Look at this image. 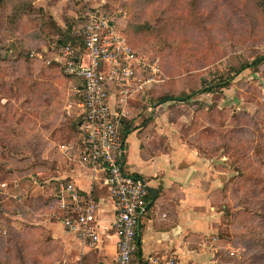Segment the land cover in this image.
Listing matches in <instances>:
<instances>
[{
    "label": "rangeland",
    "instance_id": "obj_1",
    "mask_svg": "<svg viewBox=\"0 0 264 264\" xmlns=\"http://www.w3.org/2000/svg\"><path fill=\"white\" fill-rule=\"evenodd\" d=\"M91 6H99L116 20L117 34L137 52L141 62L144 59L148 65L149 69L145 65L138 71L142 81L152 79L147 84L150 93L153 91L152 102L165 94H186L196 90L202 79L215 83L219 77L231 73V67L250 60L255 53L264 52V9L256 0H34L30 7L39 12L34 10L17 22H6L3 29L0 28V88L8 96L0 97V131L6 127L13 134L9 136L11 138L7 137V131L4 132L5 137L0 135V146L18 138L12 132L14 125L20 126L16 117L24 116L30 109L34 114L25 115L21 136L28 130L53 127L55 130L52 128L49 132H57L60 135L57 138L64 142L76 133L73 123L77 119V103L80 100L76 81L71 78L70 83L69 79L67 82L62 78V64L55 60L54 44L51 41L45 44L44 37L52 29L48 24L50 19L56 20L61 29L66 30L69 22L78 21L86 8ZM5 12L3 17L7 21L13 15L10 5ZM37 31L43 41L34 34ZM34 46L35 49L30 51L29 48ZM39 55L49 64L29 60H40ZM37 77L38 80H34ZM53 81L56 82L53 84ZM47 82H50L48 87L44 86ZM146 89L141 96L147 95ZM54 95L60 110L44 112L48 108L45 98ZM167 103L164 112L170 114V118L174 115L187 116L185 126L192 144L199 147L210 145L205 150L212 151L214 137L209 138V133L203 129L215 127L216 136H220L216 141L221 153L214 157V165L223 172L221 178L226 181L216 193L223 220L217 234L214 264H264V203L258 202L261 198L257 196V193L264 195V177L255 186L253 180H249L246 199L242 197L246 185L244 177L241 178L242 188L239 191L237 186L240 194L235 196L234 180L229 184L228 181L236 173L224 160L227 156L223 153L224 144L228 146L230 139L228 132H224L228 125L239 124L245 128V133H241L236 143L251 138L254 148H264V64L257 69L243 70L230 79L229 85L221 91L199 94L188 102ZM35 112L41 113L35 116ZM241 112L247 117L236 124L233 116L239 114L240 117ZM27 120L31 125L24 127ZM211 123L214 126H209ZM35 135L38 137V132ZM42 135L44 137L45 133ZM26 139L18 143L20 147L23 145L24 151L15 149L5 153L0 149V165L4 170L12 167L42 171L44 165L51 169L48 165L52 163V155L41 151L42 142L37 141L36 144L32 133H28ZM253 155L250 149L248 157L242 154L236 160L250 168L245 170L248 175L256 176L255 170L258 169L259 175L264 176V154ZM226 205L230 211L227 208L223 211ZM2 211L0 209V213ZM1 219L0 216V227L3 224ZM11 264L21 263L14 261Z\"/></svg>",
    "mask_w": 264,
    "mask_h": 264
},
{
    "label": "crops",
    "instance_id": "obj_2",
    "mask_svg": "<svg viewBox=\"0 0 264 264\" xmlns=\"http://www.w3.org/2000/svg\"><path fill=\"white\" fill-rule=\"evenodd\" d=\"M50 41L57 44L55 36ZM54 45L55 60L62 64ZM141 95L142 92L135 94L127 102V114L119 122V130L129 128L121 147L125 171L145 181L150 195L146 205L149 208L140 218L136 253L141 264H146L150 255L170 256L175 264H214L217 234L223 220L216 193L226 181L221 178L223 172L215 168L214 157L202 155L182 137L187 116L170 118L164 112L167 102L151 105ZM112 98L110 103L114 105ZM77 107L79 115L78 103ZM52 128H38L32 133L36 136L38 132L36 143L42 142L41 151L52 155L48 165L51 169L44 165L42 171L37 168L24 173L20 179L27 186L22 195H14L6 187L2 189L3 196H11L21 205L13 203L4 211L0 259L21 264H114L117 240L111 229L113 199L104 175L101 171L92 172L81 160L79 151L60 149L63 144L76 141L75 133L61 142L55 128L49 132ZM67 182L73 184L82 200L92 198L96 202L95 244L83 243L61 222L57 196L61 194V185ZM51 200H56L55 204L48 205ZM46 203L47 207L43 206ZM10 229L18 234L12 252L7 246ZM14 249L17 259H11Z\"/></svg>",
    "mask_w": 264,
    "mask_h": 264
},
{
    "label": "built area",
    "instance_id": "obj_3",
    "mask_svg": "<svg viewBox=\"0 0 264 264\" xmlns=\"http://www.w3.org/2000/svg\"><path fill=\"white\" fill-rule=\"evenodd\" d=\"M115 21L99 6L86 8L82 24L75 30L81 50L70 42L56 44L62 58L63 73L76 79L80 93L78 106L79 131L84 140L78 152L92 172L101 171L113 199L114 219L111 229L116 236L114 264H131L138 244L136 231L138 217L145 210L148 187L145 181L125 171L122 164L120 118L127 114V102L141 93L152 80L139 78V68L145 65L127 41L117 34ZM145 71V68L142 69ZM152 73L155 72L152 67ZM114 100L111 105L110 98ZM64 152L72 145L63 144ZM4 184L0 185V196ZM57 196L61 222L65 229L83 242L95 244L98 234L95 225L96 202L82 200L72 183L61 185ZM146 264H175L172 257L150 255Z\"/></svg>",
    "mask_w": 264,
    "mask_h": 264
},
{
    "label": "trees",
    "instance_id": "obj_4",
    "mask_svg": "<svg viewBox=\"0 0 264 264\" xmlns=\"http://www.w3.org/2000/svg\"><path fill=\"white\" fill-rule=\"evenodd\" d=\"M33 1L34 0H14V1H12V3H10V0H0V15H1V17H0V28L3 29V26L5 25L6 22H9V21L10 22H17V20H19L20 17L22 18L24 16H27L30 12H33L35 9L32 10L30 7ZM256 2L258 3V5L260 7H262L264 9V0H256ZM9 5L11 6V9L13 11V15H11V17L7 21H5V18L3 17V15L4 16L6 15L5 8L9 7ZM35 11L39 12L37 10H35ZM18 12H19V14H17ZM73 21L74 22H72V23L69 22V25L67 26L66 30H63L59 26H57L56 22H54L50 19L48 21V24H49V27L51 26L53 30L49 29V31L46 33V36L44 37L45 38V41H44L45 44L49 43L50 38L52 36H55L57 44H66V43L70 42V43L74 44L78 49L81 50L80 37L78 34H74V33H75V30H77L78 27L82 24V18H79L78 21H75V20H73ZM114 21L116 22V20H114ZM34 34L36 35V37L40 41H43V39H42L43 37H42V35H40V33L38 31ZM35 46H34V48H29L30 51H33L32 49H35ZM29 60H33L36 63H42L44 61V64H46V65L49 64L46 61V59L43 60L42 58H40V60L39 59H32V58ZM263 64H264V52L261 51L259 53H255L254 55H252L250 60L242 61L239 63V65L231 67L230 68L231 73H228L224 77H222V76L219 77L218 81L215 83H212L211 81H207L205 79H202L200 87L196 90H193V91L186 93V94H177V95L165 94L159 98H155V101H153V102L151 101V99L153 98V96H151L153 91L150 93V90H148L145 93L147 95L143 96V99H144V102L151 104V105L162 104V103H165L168 101H170V102H188L189 100H191L192 97H194L196 95L203 94V93H213V92H216L219 90L221 91L223 88H226L229 85L230 79H232L234 76L240 74L243 70L251 69V68L257 69L260 65H263ZM62 78L64 80H66L67 82L69 79L70 83H72V81H71L72 77L64 74L62 76ZM55 79H56V77H55ZM34 80H38V77L34 78ZM54 82H56V81H53V84H54ZM74 82H75V79H74ZM49 83L47 82V84H44V86H47V87L50 86ZM76 85L78 86L77 82H76ZM10 92H11V89H10ZM47 93H48V91H47ZM6 96L7 95L5 94V92L1 89L0 90V97L1 98H8V96L7 97ZM26 98H28V100H29L28 96H26ZM55 98H56L55 95H54V97H51L49 99L47 97L45 98V106L48 108L44 112L51 111V113H52L54 110H60V106H58L56 104ZM54 103L57 105L56 107H53ZM38 106H43V105H38ZM6 109L7 110L9 109L8 106L6 107ZM27 109H30L29 106H27ZM14 113H15V110L12 108V116H14ZM35 113H36L35 116H37L41 112H35ZM31 114H34V111L32 109H30V111H27L25 115L29 116ZM25 115L24 116L19 115V117H16V122L19 123L20 126H18V124H17L16 127L14 125V127L12 128V132L15 135H17L18 138L13 139L12 141H14V142H8V143H5L2 146H0V149H2L5 153H7L9 150L14 151L15 149H17L18 151H20V150L24 151L23 145H21V147H20L18 143L21 142L20 140H22V142L28 140V139H26L27 134L33 133V130H34V129H32V130L25 131L23 133L24 135L21 136L22 128H23L22 127L23 120L25 121ZM241 115L242 116L239 117V114H234L233 117L235 119L236 124L238 121H243V119L245 117H247L246 113H244V112H241ZM75 120L76 121H75V123H73V126H74L75 132H76L75 136H78V137H77L76 141L74 143H72V150H70V152L71 151H80L84 146V140H83L82 135H81L79 128H78L80 118L78 117ZM29 121L30 120H27L25 122L24 127L31 125ZM248 122H249V119H248ZM237 125L238 126L234 125L233 127H229V125H228V127L225 129L224 132H228V138H230V139H229V142L227 143L228 146H226V144H224L225 148L223 149V153L224 154L226 153V156H227V157H224L225 158L224 160H226L228 162L227 164L230 167H232V171L236 173V175H233V177L231 179H229L228 184L231 183L232 180H234V182L233 181L232 182L234 183L235 196H237L240 193L237 192L236 188L238 186L239 191H241L242 186H240L241 182H239V180L244 177L243 182L246 185V189H244L242 197L244 199H246V194H247V190H248L247 188L249 187V184H248L249 180H253V183H254L253 186H255L256 184H258V181H263L264 176L259 175L258 169L255 170V172L257 174L256 176L252 177L251 174L248 175L247 171L245 172V170L246 169L248 170L250 168H248V166L246 167V165L239 164L236 159L238 156H240L242 154L245 155L246 157H248V151L250 149L254 152V155H253L254 157L256 155L261 154V153L264 154V148H254L255 145L252 144L251 138H248L247 141H245V142L236 143V140H238L241 137V133H245V128L243 127V125L242 126L239 124H237ZM209 126H214V124L211 123V124H209ZM47 128H49V127H47ZM6 129L7 128L5 127L4 131H0L1 136L5 137L4 132L7 131ZM128 130H129V128H127V126L126 127L124 126V128H120L121 138L125 137ZM181 130H182V132H181L182 137L186 138L189 145L196 147L202 155H204V154L210 155V156H206V157L212 158V157H215L216 155H218L219 153H221V152H218V150H220L219 145H218L219 143H217V141H216L217 138H219L220 136L219 135L216 136L215 127L214 128L209 127V129L208 128L203 129V130H205V133H209L208 134L209 138H212V137L215 138V139L212 138L213 139L212 142L214 144L212 151H211V149L205 150V148L210 146V145H205V146L199 147L195 144H192L190 142L189 137H188L187 126L183 127ZM203 130H201L199 132V134L202 133ZM250 132H252V131H250ZM6 135L8 138H11L9 136H13V134L9 130L6 132ZM34 141L36 143V136H34ZM232 141H234V142H233V147L231 148L230 144L232 143ZM221 147H223V145H221ZM20 148H22V149H20ZM31 148H32V144H30L29 149H31ZM237 150H239V151H237ZM122 164H123V162H122ZM123 167H124V164H123ZM8 169L9 170L5 171L4 167L2 165H0V185L4 184V188L6 187L8 189V191L14 193V195H22L24 188H26V186H27V183L21 182L22 179H20V178L24 175V173L26 174L27 171H25V169L16 170L12 167H9ZM124 169H125V167H124ZM243 182H242V184H243ZM253 193H254V198L256 201H257V196H258L261 198V199H258V202L264 203V195L260 196L256 192L255 189L253 190ZM256 193H257V196H256ZM149 199H150V195L147 193L146 197H145L146 205H147ZM55 201L56 200H53V201L51 200V201H48L47 203H48V205H53V202L55 204ZM13 203H17V204L21 205V203L17 202L16 199L12 198L11 196H8V197L3 196V195L0 196V209H3V211L0 213V216L2 218L1 219L2 223L5 222V220H6V217L4 215H2V213L4 214V211L8 207H11L13 205ZM47 203L44 204L43 206L47 207ZM148 208H149V206L146 207L145 210L138 217V225H137V231H136L137 244L139 243L140 218L146 212V210H148ZM226 208H227V210L230 209L226 205V206H224L223 211H225ZM17 238H18V234L15 233V231L13 229H10V232H8V235H7V246H8L9 252L11 249H13L14 245L17 243ZM11 252H12V250H11ZM14 253H15V249H14ZM12 255L13 256L11 257V259H14L16 256V253H15V255L14 254H12ZM9 260L10 259H0V264H11L9 262ZM24 264H26V263H24ZM131 264H141V259L137 253H135L133 255L132 260H131Z\"/></svg>",
    "mask_w": 264,
    "mask_h": 264
},
{
    "label": "water",
    "instance_id": "obj_5",
    "mask_svg": "<svg viewBox=\"0 0 264 264\" xmlns=\"http://www.w3.org/2000/svg\"><path fill=\"white\" fill-rule=\"evenodd\" d=\"M150 192L152 193L153 191L152 190H150ZM153 194V193H152Z\"/></svg>",
    "mask_w": 264,
    "mask_h": 264
}]
</instances>
